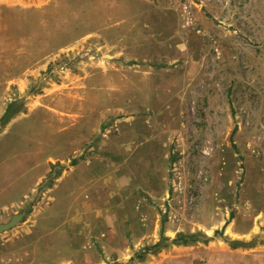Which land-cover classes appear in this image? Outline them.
Listing matches in <instances>:
<instances>
[{
	"label": "rangeland",
	"instance_id": "rangeland-1",
	"mask_svg": "<svg viewBox=\"0 0 264 264\" xmlns=\"http://www.w3.org/2000/svg\"><path fill=\"white\" fill-rule=\"evenodd\" d=\"M18 213L0 238L60 228L70 264L257 245L264 0H0V223Z\"/></svg>",
	"mask_w": 264,
	"mask_h": 264
},
{
	"label": "crops",
	"instance_id": "crops-1",
	"mask_svg": "<svg viewBox=\"0 0 264 264\" xmlns=\"http://www.w3.org/2000/svg\"><path fill=\"white\" fill-rule=\"evenodd\" d=\"M54 210H51V213ZM49 220V218H47ZM46 219L43 220V222ZM45 223H43L39 230L40 232L35 234L36 239L21 238L19 240L12 239L6 240L0 238V264H27L33 257L30 252L32 248L36 247V256L38 251H51V260L55 264H70L72 260L68 256V252L71 249V236L69 232L62 231L60 228L54 230H46ZM255 230H252L253 233ZM261 231V241L253 247L239 246L232 249H226L224 251L217 250L212 253V264H223L221 260L222 256L226 258V264H264V229ZM39 233L41 234L39 237ZM51 234V235H50ZM58 235L61 236L62 241H57ZM31 236V235H30ZM50 237L51 240L48 241ZM246 240V239H244ZM222 253V254H221ZM240 258V261L235 257ZM223 257V258H224ZM38 258H40L38 256Z\"/></svg>",
	"mask_w": 264,
	"mask_h": 264
},
{
	"label": "trees",
	"instance_id": "trees-1",
	"mask_svg": "<svg viewBox=\"0 0 264 264\" xmlns=\"http://www.w3.org/2000/svg\"><path fill=\"white\" fill-rule=\"evenodd\" d=\"M3 119H8V115L7 113L4 114V116L2 117ZM222 231H216L215 232V236H222ZM211 239V237H207V240ZM196 240V238H191V241ZM165 241H168V238L166 237H162V239H160L159 241H157L156 243H154L151 247H147L145 252H151V251H158L159 249H161L164 245L163 243H165ZM175 241V240H173ZM183 243H187V240H182ZM139 257H141V254H139Z\"/></svg>",
	"mask_w": 264,
	"mask_h": 264
},
{
	"label": "water",
	"instance_id": "water-1",
	"mask_svg": "<svg viewBox=\"0 0 264 264\" xmlns=\"http://www.w3.org/2000/svg\"><path fill=\"white\" fill-rule=\"evenodd\" d=\"M23 217L22 213L14 214L7 222L0 223V233L5 232L14 227Z\"/></svg>",
	"mask_w": 264,
	"mask_h": 264
}]
</instances>
